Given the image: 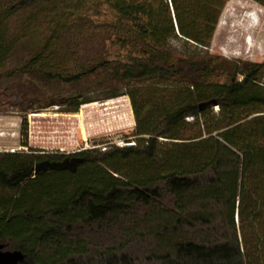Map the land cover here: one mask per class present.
<instances>
[{
	"label": "trees",
	"instance_id": "1",
	"mask_svg": "<svg viewBox=\"0 0 264 264\" xmlns=\"http://www.w3.org/2000/svg\"><path fill=\"white\" fill-rule=\"evenodd\" d=\"M228 1L0 0V79L46 26L16 70L71 83L105 71L136 120L134 145L79 152L75 172L36 174L38 149L0 152V244L25 253L18 264H264L263 65L172 43L209 47ZM70 18L109 49L66 71L52 55Z\"/></svg>",
	"mask_w": 264,
	"mask_h": 264
},
{
	"label": "rangeland",
	"instance_id": "2",
	"mask_svg": "<svg viewBox=\"0 0 264 264\" xmlns=\"http://www.w3.org/2000/svg\"><path fill=\"white\" fill-rule=\"evenodd\" d=\"M70 19L71 26L55 40L56 53L52 55L54 64L66 71L76 64L90 65L109 49L104 35L89 38L86 22ZM47 30L46 26L39 27L30 37V45L19 48L2 70L5 76L0 79V152L20 148V152L29 153L33 148L38 152L74 154L90 149L103 151L113 145H134L136 120L131 100L123 92L108 97L116 89L114 83L106 81L107 72L71 83L16 70L24 64L27 49L42 46ZM172 43L180 55L208 53L219 61L258 63L264 69V5L256 0H229L209 47L195 46L183 38L173 39ZM219 80H228V74L222 73ZM76 94L91 102L73 111L67 101ZM47 101L52 105L37 108ZM213 108L215 112L219 109Z\"/></svg>",
	"mask_w": 264,
	"mask_h": 264
},
{
	"label": "water",
	"instance_id": "3",
	"mask_svg": "<svg viewBox=\"0 0 264 264\" xmlns=\"http://www.w3.org/2000/svg\"><path fill=\"white\" fill-rule=\"evenodd\" d=\"M51 105L52 103L47 101L42 106L38 104L37 108H47ZM83 160L81 157H74L71 160L66 159L64 161L42 160L36 163L34 172L36 174L47 170H70L71 172H75ZM25 257L26 255L23 251L19 249H7L4 244H0V264H18L24 261Z\"/></svg>",
	"mask_w": 264,
	"mask_h": 264
},
{
	"label": "flooded vegetation",
	"instance_id": "4",
	"mask_svg": "<svg viewBox=\"0 0 264 264\" xmlns=\"http://www.w3.org/2000/svg\"><path fill=\"white\" fill-rule=\"evenodd\" d=\"M40 154L44 155V157L40 160H50V161H64V160H68V159H72L74 157H81L83 158L81 155H79L78 153H48V152H39ZM84 159V158H83ZM39 162V161H38Z\"/></svg>",
	"mask_w": 264,
	"mask_h": 264
},
{
	"label": "built area",
	"instance_id": "5",
	"mask_svg": "<svg viewBox=\"0 0 264 264\" xmlns=\"http://www.w3.org/2000/svg\"><path fill=\"white\" fill-rule=\"evenodd\" d=\"M104 149H107V148H104ZM7 152H10V153L20 152V148H12V149H8Z\"/></svg>",
	"mask_w": 264,
	"mask_h": 264
},
{
	"label": "bare ground",
	"instance_id": "6",
	"mask_svg": "<svg viewBox=\"0 0 264 264\" xmlns=\"http://www.w3.org/2000/svg\"><path fill=\"white\" fill-rule=\"evenodd\" d=\"M251 26H252V25H251ZM85 139H86V137L84 136V137H83V140H85Z\"/></svg>",
	"mask_w": 264,
	"mask_h": 264
}]
</instances>
